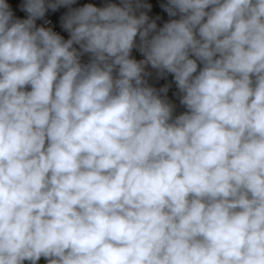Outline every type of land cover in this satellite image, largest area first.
I'll return each mask as SVG.
<instances>
[{"label":"clouds","instance_id":"9594fccd","mask_svg":"<svg viewBox=\"0 0 264 264\" xmlns=\"http://www.w3.org/2000/svg\"><path fill=\"white\" fill-rule=\"evenodd\" d=\"M75 3L0 0V264H264V0Z\"/></svg>","mask_w":264,"mask_h":264},{"label":"built area","instance_id":"2783aa9c","mask_svg":"<svg viewBox=\"0 0 264 264\" xmlns=\"http://www.w3.org/2000/svg\"><path fill=\"white\" fill-rule=\"evenodd\" d=\"M21 2L22 0H8V3L13 7L14 14L18 18L24 19L26 18V14L21 12L18 7V5ZM109 2L116 3L119 5L121 0H76V3L73 4L72 7L73 8L82 7L83 5L88 3L94 4L97 7H103L106 3ZM143 2L150 4L152 7L151 10L141 9V11H146L150 20H156L157 28L162 27L164 23L168 22L171 19L179 18V16L169 17L167 12L161 8V5L166 3L167 0H143ZM68 10L69 9L67 7H61L56 12H52L51 10H49L46 13L45 18L43 20L37 21V25L38 26L42 25L44 27H51L53 28L54 31L58 32L65 39H67L68 33L65 32L60 26V17L66 14ZM157 17H159V19H156ZM45 21H49V23H45ZM137 42H138V38H137ZM132 56L137 60L143 59L142 55L136 49L133 50ZM82 60L86 62L88 60L87 55L82 57ZM147 70L152 73V75L147 78L150 86L155 87L156 89L159 90L160 88H163L165 85H169V89L166 95H167V99L175 105L174 116L183 113L185 109L179 102V96L176 94L178 90L176 89L171 74H169L166 78H161L158 77L155 70L151 69L150 67ZM28 90H30V88ZM24 264H30V263L24 262Z\"/></svg>","mask_w":264,"mask_h":264},{"label":"crops","instance_id":"0c3cea01","mask_svg":"<svg viewBox=\"0 0 264 264\" xmlns=\"http://www.w3.org/2000/svg\"><path fill=\"white\" fill-rule=\"evenodd\" d=\"M38 264H47V261L43 258V260H40Z\"/></svg>","mask_w":264,"mask_h":264},{"label":"rangeland","instance_id":"374dc122","mask_svg":"<svg viewBox=\"0 0 264 264\" xmlns=\"http://www.w3.org/2000/svg\"><path fill=\"white\" fill-rule=\"evenodd\" d=\"M40 260H43V258H41ZM25 262L30 263V262H28V261H25Z\"/></svg>","mask_w":264,"mask_h":264}]
</instances>
